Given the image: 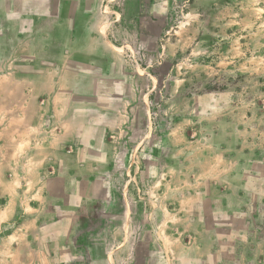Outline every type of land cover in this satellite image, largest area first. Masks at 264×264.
<instances>
[{
    "label": "rangeland",
    "instance_id": "1",
    "mask_svg": "<svg viewBox=\"0 0 264 264\" xmlns=\"http://www.w3.org/2000/svg\"><path fill=\"white\" fill-rule=\"evenodd\" d=\"M105 17L129 97L105 189L6 222L0 264H181L190 209L211 197L247 201L264 239V0H107Z\"/></svg>",
    "mask_w": 264,
    "mask_h": 264
},
{
    "label": "crops",
    "instance_id": "2",
    "mask_svg": "<svg viewBox=\"0 0 264 264\" xmlns=\"http://www.w3.org/2000/svg\"><path fill=\"white\" fill-rule=\"evenodd\" d=\"M106 5L0 0V149L26 150L19 160H0V229L20 213L41 223L105 189L116 157L109 137L122 126L129 98ZM15 167L18 177H9ZM213 200L191 207L180 263L264 264L256 209Z\"/></svg>",
    "mask_w": 264,
    "mask_h": 264
}]
</instances>
